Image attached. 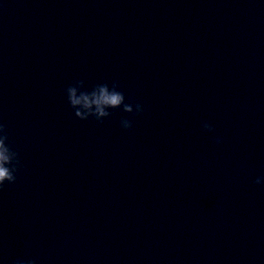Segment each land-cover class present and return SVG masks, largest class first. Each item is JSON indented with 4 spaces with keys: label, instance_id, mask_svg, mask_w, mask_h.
<instances>
[{
    "label": "water",
    "instance_id": "obj_1",
    "mask_svg": "<svg viewBox=\"0 0 264 264\" xmlns=\"http://www.w3.org/2000/svg\"><path fill=\"white\" fill-rule=\"evenodd\" d=\"M0 123V264H264V0H0Z\"/></svg>",
    "mask_w": 264,
    "mask_h": 264
},
{
    "label": "clouds",
    "instance_id": "obj_2",
    "mask_svg": "<svg viewBox=\"0 0 264 264\" xmlns=\"http://www.w3.org/2000/svg\"><path fill=\"white\" fill-rule=\"evenodd\" d=\"M82 80L73 81L65 90L68 106L73 111L74 117L80 121H87L90 118L97 123H102L112 112L120 109L123 113L139 116L143 112L141 104H135V111L131 102L125 103L123 92L118 90V84L113 82L111 87L107 83L96 84L90 91H84ZM120 127L124 131L132 128V122L127 119L120 120ZM201 128L204 132H214L213 127L203 123ZM215 144L223 141L215 137ZM22 167L19 153L9 143L7 126L0 123V190L4 186L14 184L17 179V172ZM254 185L264 186V175L258 176L253 181ZM12 264H37L34 258H16Z\"/></svg>",
    "mask_w": 264,
    "mask_h": 264
}]
</instances>
